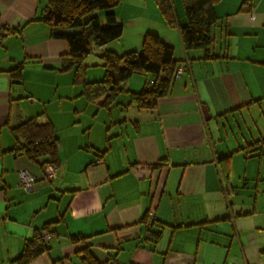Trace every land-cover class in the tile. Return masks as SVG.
<instances>
[{"label": "crops", "instance_id": "1", "mask_svg": "<svg viewBox=\"0 0 264 264\" xmlns=\"http://www.w3.org/2000/svg\"><path fill=\"white\" fill-rule=\"evenodd\" d=\"M37 1L0 0V264H264V0L215 3L209 58L184 50L154 0L115 7L122 35L123 19L137 26L107 48L138 50L151 31L184 66L151 109L130 103L145 76L107 106L106 94L85 96L73 68L58 69L66 41L33 20ZM172 4L185 24L182 0ZM96 58L83 60L86 81L104 75ZM32 117L53 125L57 165L17 152L13 129ZM21 170L37 177L30 189ZM37 233L45 249L20 263Z\"/></svg>", "mask_w": 264, "mask_h": 264}, {"label": "trees", "instance_id": "2", "mask_svg": "<svg viewBox=\"0 0 264 264\" xmlns=\"http://www.w3.org/2000/svg\"><path fill=\"white\" fill-rule=\"evenodd\" d=\"M120 0H45L40 14L33 20L45 24L53 38L66 41L68 62L60 71L73 68L75 81L83 85L85 96L92 99L106 94L104 105H109L123 89V83L134 73L147 79L140 91L131 92L130 103L137 108L151 109L157 99L166 95L175 80L180 60L173 55V47L157 33L145 32L141 48L117 53L106 47L123 33V24L117 19L114 9ZM218 0H182L186 23L179 25L172 0H154L166 24L178 27L181 42L186 52L202 49L203 57H212L213 27L217 16L214 5ZM102 11V14L99 12ZM105 23H102V17ZM69 29H72L69 31ZM92 52L102 61L104 75L95 81H86V65L83 60ZM23 63L8 70L12 82L22 81ZM13 133L18 140L17 152L29 159L57 165L58 138L50 121L40 122L37 117L17 123ZM46 230V228H44ZM45 249L44 240L37 233V241L25 249L20 263L38 255Z\"/></svg>", "mask_w": 264, "mask_h": 264}, {"label": "rangeland", "instance_id": "3", "mask_svg": "<svg viewBox=\"0 0 264 264\" xmlns=\"http://www.w3.org/2000/svg\"><path fill=\"white\" fill-rule=\"evenodd\" d=\"M149 2H152V1L151 0H148V4L150 6V3ZM43 3H44V0H38L37 1V15L41 12ZM124 3H125V0H120L119 1V4L116 6L117 7V9H116L117 12H128V11L123 10ZM152 11L153 10H151V7H148V9L146 11H142V12H152ZM99 12L102 14V11H99ZM101 17H102V23L104 24L105 23L104 18H103V16H101ZM123 20H124V24H125V27H126V31H125V35H122V37L120 39H117L118 42H119L118 44H122V43L123 44H126V43H128L129 42L128 40L130 39L129 36H130L131 30H135V27L137 26V25L136 26L132 25V23L130 22V20H127V19L126 20L123 19ZM134 22H136V21H134ZM136 23L137 24L138 23H142L144 25L145 22H143V19L142 18H138ZM71 30L72 29H69V31H71ZM89 58H92V59L94 58L95 60H97L96 54L93 53V52L91 54H89ZM132 76L133 77H135V76H142L144 78V76L142 74H140V73H134Z\"/></svg>", "mask_w": 264, "mask_h": 264}, {"label": "built area", "instance_id": "4", "mask_svg": "<svg viewBox=\"0 0 264 264\" xmlns=\"http://www.w3.org/2000/svg\"><path fill=\"white\" fill-rule=\"evenodd\" d=\"M184 72V66L182 64L178 65L176 68V74L175 76L178 77ZM56 167L52 165H48L45 169V176L47 178L54 177L56 175ZM20 181L19 184L23 186L25 189H30L33 184L35 183L37 177L33 174H30L26 170H21L19 173ZM42 238H47L49 236L48 232L43 231L41 232Z\"/></svg>", "mask_w": 264, "mask_h": 264}]
</instances>
